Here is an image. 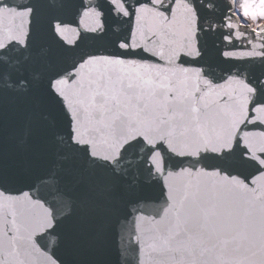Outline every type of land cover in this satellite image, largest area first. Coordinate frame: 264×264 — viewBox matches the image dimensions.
<instances>
[{
	"label": "water",
	"instance_id": "obj_1",
	"mask_svg": "<svg viewBox=\"0 0 264 264\" xmlns=\"http://www.w3.org/2000/svg\"><path fill=\"white\" fill-rule=\"evenodd\" d=\"M0 264H264V22L0 0Z\"/></svg>",
	"mask_w": 264,
	"mask_h": 264
},
{
	"label": "rangeland",
	"instance_id": "obj_2",
	"mask_svg": "<svg viewBox=\"0 0 264 264\" xmlns=\"http://www.w3.org/2000/svg\"><path fill=\"white\" fill-rule=\"evenodd\" d=\"M259 2L243 0V7L240 9L241 14L255 24L264 22V0H259Z\"/></svg>",
	"mask_w": 264,
	"mask_h": 264
},
{
	"label": "trees",
	"instance_id": "obj_3",
	"mask_svg": "<svg viewBox=\"0 0 264 264\" xmlns=\"http://www.w3.org/2000/svg\"><path fill=\"white\" fill-rule=\"evenodd\" d=\"M254 1H256L257 3L259 2V0H254ZM241 7H243V0H238L237 10H238V13L240 14V16L242 18V21L244 23H251V21H249L247 18L244 17V15L241 14V11H240ZM257 24H259V23H257ZM257 24H255V25H257Z\"/></svg>",
	"mask_w": 264,
	"mask_h": 264
}]
</instances>
